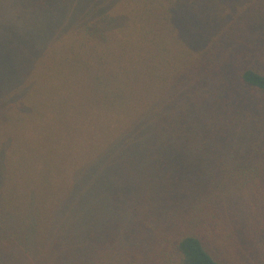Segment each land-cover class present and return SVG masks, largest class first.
Returning <instances> with one entry per match:
<instances>
[{
	"label": "trees",
	"instance_id": "obj_1",
	"mask_svg": "<svg viewBox=\"0 0 264 264\" xmlns=\"http://www.w3.org/2000/svg\"><path fill=\"white\" fill-rule=\"evenodd\" d=\"M221 1L0 0L1 260L28 212L46 264H264V0Z\"/></svg>",
	"mask_w": 264,
	"mask_h": 264
},
{
	"label": "rangeland",
	"instance_id": "obj_2",
	"mask_svg": "<svg viewBox=\"0 0 264 264\" xmlns=\"http://www.w3.org/2000/svg\"><path fill=\"white\" fill-rule=\"evenodd\" d=\"M244 0H235L232 1L230 3L228 2H222L217 4V6L212 7L211 9V13L210 15L213 16H218L221 19H226L228 22H230L236 15L237 12L239 13L240 9L245 8L242 4L244 3ZM215 3V2H214ZM239 16V15H238ZM205 30V29H203ZM254 34V29L252 27L249 28H245V27H240L238 29V35H242V36H246V35H253ZM10 53H16V49H11ZM9 59V57L6 55L4 57V60ZM255 66H259L260 71H264V58H261L256 64ZM264 97V96H260ZM245 194L250 197L252 200L255 198L253 194H250L249 192H245ZM260 196H264V194H257ZM264 197H257L256 198V202H260ZM256 204V203H255ZM53 206V205H51ZM51 206H48L47 208H45L43 210V213H50L53 208ZM255 208H260L259 206H264V204H260L258 205H254ZM248 209V206H246ZM27 211V209H26ZM248 213L251 212L250 209L247 210ZM26 213V212H25ZM28 213V212H27ZM27 213L23 214L22 217H18L16 214L15 216L17 217L14 221V228H12V231L8 232L9 234H12L13 238L9 239L10 242L13 243V245L15 244L19 249L15 248V249H9V253L14 250L15 252L12 254L8 255L7 259H0V264H37V263H41V264H46V261L48 260L47 257H41V255L39 257H37V259H34L33 257L29 256L27 250L29 248H25V241L21 240V236L23 234H20L22 229H25L28 225V217H27ZM42 216V214H41ZM44 219V218H42ZM40 220V219H39ZM46 219H44L45 221ZM49 222V220H48ZM47 222V223H48ZM43 225L42 229H45L46 227V222L45 224H41V226ZM42 233L44 232V230L41 231ZM6 238V237H5ZM24 242V243H23ZM119 244V247H117L116 252H110L111 254H109L107 252V254L105 255L104 258L102 259H96V262L94 264H163L161 257L155 254L154 251H152V249H149L148 245L146 243H144V246H139V248H136V250H134L133 248H135V244L136 243H131L130 241H126L124 243L121 242H117ZM122 244V245H121ZM139 245V244H138ZM106 249H107V244H105ZM142 247H145L148 251L145 252L144 250H139ZM151 250V251H150ZM25 252V253H24ZM118 252V253H117ZM120 252V253H119ZM114 253V254H113ZM113 254V255H112ZM128 255H132V258L130 259L131 262L129 263L128 261Z\"/></svg>",
	"mask_w": 264,
	"mask_h": 264
}]
</instances>
